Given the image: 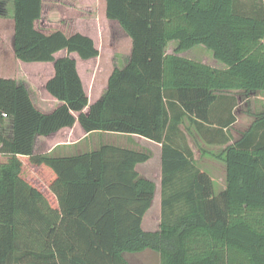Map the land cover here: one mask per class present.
Listing matches in <instances>:
<instances>
[{
  "label": "trees",
  "instance_id": "1",
  "mask_svg": "<svg viewBox=\"0 0 264 264\" xmlns=\"http://www.w3.org/2000/svg\"><path fill=\"white\" fill-rule=\"evenodd\" d=\"M241 1L105 0L131 54L83 113L88 98L76 62L54 55L98 56L76 28L95 7L12 0L14 57L53 64L45 90L60 105L41 112L24 85L0 78V123L11 124L9 137L0 134V264H128L125 253L145 250L158 253L159 264H264V114L232 144L238 102L228 94L264 91V1L250 11ZM196 45L211 52L212 64L180 56ZM76 121L87 134L161 144L159 230L141 228L156 186L135 167L149 153L114 145L65 157L33 152L37 136ZM185 123L204 144L225 147L216 156L226 173L218 194L196 164Z\"/></svg>",
  "mask_w": 264,
  "mask_h": 264
},
{
  "label": "crops",
  "instance_id": "2",
  "mask_svg": "<svg viewBox=\"0 0 264 264\" xmlns=\"http://www.w3.org/2000/svg\"><path fill=\"white\" fill-rule=\"evenodd\" d=\"M5 1V14L3 16H0V28L5 29L8 33V46L6 47L2 43V38L0 37V78L5 79H13L18 84H20L19 78L23 74H27V70L24 69H18L15 70V68H8V66L5 64V61L7 58H10L12 60L14 57V51H13V34H14V21H13V2L12 0H0V2ZM78 4L81 5L79 3ZM264 1V0H263ZM95 2L92 6L95 7V14L90 17H81L76 20V28L79 33L90 37L96 49L98 50V56L96 58H92L89 60H82L78 57L76 53L68 54L65 50L60 51L54 55L55 59L58 58H65L70 57L75 60L76 62V68L78 75L81 79L82 86L84 89V92L88 98V106L83 110V113H87L89 111V107L95 103L96 101L100 100L107 89V83L108 79L111 76L113 70L117 68H123L131 54V40L129 37L122 31V29L119 27L118 23L116 21H112L106 18V13L104 15L101 14V16L98 15V9L97 4H99L100 7L105 6L106 9V3L105 0H93ZM97 3V4H96ZM85 6V5H82ZM82 27V28H81ZM98 29H102L103 33L101 36V40H98ZM103 35L107 36V40L103 38ZM166 53L170 54L172 53L171 50L166 49ZM180 56L185 57V55L181 54ZM15 58V57H14ZM188 58V57H185ZM188 59H193L188 58ZM43 64V63H41ZM47 64L46 68L48 67L49 71H43V74L41 71L37 72L38 77H34L32 74L31 77L34 80V85L37 87V98L36 100L31 97V100L34 104V106L41 112L49 113L53 111L56 107L60 105V103L52 98L45 90V84L46 82L53 76V64L52 63H44ZM19 68V67H18ZM44 68V69H46ZM19 74L18 76H15V74ZM22 85L25 86L29 93L28 86L31 84L22 83ZM238 92V91H235ZM233 92V93H235ZM235 97V96H234ZM238 106L234 109V116L236 118V121L231 125V136H232V144L234 142H237L241 139L242 134L245 133L246 129H242L239 127L238 123L239 120L236 115V110ZM77 118L78 114H74ZM10 121L7 118H4L3 123H0V134L4 135L5 137H9L5 135V123ZM10 133H11V124H10ZM98 133V132H97ZM102 134H109V135H116L119 136L122 140H144L145 138L136 136V135H122V134H116V133H104L100 132ZM94 133L87 134L83 131V129L80 127L79 123L76 121L73 127L71 128H64L57 133L50 135L48 137H40L37 136L35 138L36 140H41L43 145L48 144V140H62L63 144L58 145L55 150L61 151L57 157H65V156H72L75 154L83 153L80 151V143L82 140H86L90 135ZM190 135L191 138H193L194 142L200 146L202 151L209 152L210 148L214 147H221V146H215V145H206L203 143L204 146H202L201 139L198 137L196 132L193 130V128H190ZM138 137V138H135ZM78 140V141H76ZM147 140V139H145ZM48 141V142H47ZM148 146H143L141 148H130V147H122L127 148L130 150L135 151H144L146 153L150 154V159L146 161L145 163L137 164L135 167L136 172L138 175L144 179L151 180L155 183L156 189L154 198L152 201V205L149 208V210L152 208L153 204H155L156 207L153 211H147L145 215L142 218L141 228L144 232H154L159 230L160 225V219H161V167H162V147L161 144L152 142L147 140ZM35 144V142H34ZM119 147V146H118ZM189 147L191 148V144H189ZM223 147V146H222ZM225 147H223L224 149ZM192 149V148H191ZM34 150V147H33ZM193 151V150H192ZM50 153V152H47ZM194 153V152H193ZM195 161L197 158L195 157ZM197 166L198 163L196 162ZM201 170V169H200ZM205 172L208 175L207 170H201ZM209 176V175H208ZM214 185V184H213ZM225 189L223 187L222 191ZM153 226V228H150V226Z\"/></svg>",
  "mask_w": 264,
  "mask_h": 264
},
{
  "label": "rangeland",
  "instance_id": "3",
  "mask_svg": "<svg viewBox=\"0 0 264 264\" xmlns=\"http://www.w3.org/2000/svg\"><path fill=\"white\" fill-rule=\"evenodd\" d=\"M79 3L81 5H93L95 2L93 0H79ZM97 4V3H96ZM95 5V4H94ZM241 6L244 11H250L253 8H256L258 6L257 1L254 0H242ZM98 9V15L101 16L105 13V6L100 7L99 4H97ZM82 28V27H81ZM8 32L4 29L0 28V37L2 38V43L6 47L8 46ZM98 40H101L102 36V29H98ZM103 38L107 40V36L103 35ZM174 48V42H170L167 46V50H173ZM185 55V57L193 58L194 60L203 61L206 63H213V59L211 57V52L208 51L203 45H196L192 47L190 50L182 53ZM10 60V58H7L5 61V64L8 66V68H15V70L18 69H24L27 70V74H23L19 80L20 84L26 83L31 84L28 86L29 88V94L33 99L36 100L37 98V87L34 85V80L32 79L30 74H32L34 77H38L37 72L41 71L43 74V71H49L48 67L46 68L47 64H41V63H23L21 61H18L14 57ZM19 67V68H18ZM46 68V69H44ZM19 74H15V76H18ZM228 94H231L236 97L237 99V110L236 115L239 120V127L242 129H246V131L251 127L253 122L262 114H264V91H238V92H229ZM190 126L185 123L184 130L187 136V142L188 145L191 144V150H193L195 157L197 158L196 162L198 163V167L201 170H207L209 177L211 178L213 184H214V191L216 194L220 193L225 187V165L222 161L217 159V155H219L223 147H214L210 148L209 152L202 151L200 146L196 144L193 138H191L190 135ZM231 131V129H230ZM245 131V132H246ZM244 134V133H243ZM242 134V135H243ZM5 135H10V123H5ZM138 138V137H135ZM49 145H43L41 140H36L34 144V150L33 152L35 154H47L52 156H57L61 153V151H56L55 148L58 145L63 144L62 140H48ZM47 141V142H48ZM78 141V140H76ZM147 140H122L119 136L116 135H109V134H102V133H94L90 135L86 140H82L80 143V151L81 152H87L94 149L99 148L101 145H114L119 147H130V148H141L143 146H148ZM200 143L203 142L201 141ZM143 145V146H142ZM50 152V153H47ZM144 152V151H142ZM158 207V206H156ZM155 204H153L152 208L150 209L153 211L155 208ZM149 210V211H150ZM154 225L150 226V228H153ZM124 258L126 259L128 264H159V255L158 253L152 251V250H145L141 253H125Z\"/></svg>",
  "mask_w": 264,
  "mask_h": 264
},
{
  "label": "built area",
  "instance_id": "4",
  "mask_svg": "<svg viewBox=\"0 0 264 264\" xmlns=\"http://www.w3.org/2000/svg\"><path fill=\"white\" fill-rule=\"evenodd\" d=\"M3 116H5V115H3Z\"/></svg>",
  "mask_w": 264,
  "mask_h": 264
}]
</instances>
